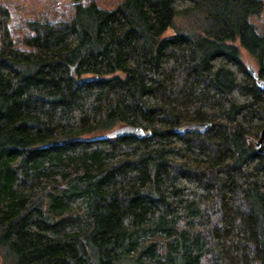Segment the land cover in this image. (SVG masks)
<instances>
[{"label":"trees","instance_id":"1","mask_svg":"<svg viewBox=\"0 0 264 264\" xmlns=\"http://www.w3.org/2000/svg\"><path fill=\"white\" fill-rule=\"evenodd\" d=\"M69 1L0 9L2 264H264V2Z\"/></svg>","mask_w":264,"mask_h":264},{"label":"rangeland","instance_id":"2","mask_svg":"<svg viewBox=\"0 0 264 264\" xmlns=\"http://www.w3.org/2000/svg\"><path fill=\"white\" fill-rule=\"evenodd\" d=\"M91 0H82L83 3H88ZM99 7L104 9H113L121 0H94ZM264 2V0H262ZM71 2L69 0H0V9L6 8L10 14V22L16 19H33L38 14L48 11H61ZM250 21L254 24L256 31L264 36V11L259 17H251ZM167 32L166 35H169ZM240 57L244 63L248 64L252 70L257 68V63L245 51L240 52ZM0 264L2 258L0 256Z\"/></svg>","mask_w":264,"mask_h":264},{"label":"water","instance_id":"3","mask_svg":"<svg viewBox=\"0 0 264 264\" xmlns=\"http://www.w3.org/2000/svg\"><path fill=\"white\" fill-rule=\"evenodd\" d=\"M250 73L254 78L256 74L252 69H249ZM257 84L264 89V81H258ZM211 125L209 123H196L189 124L186 126L187 131L194 133H204L207 131ZM180 130V129H179ZM151 135L150 131H143L140 128H131V127H120L112 132L105 134L103 137L106 138H115L119 136H131L136 138L149 137ZM255 151L264 156V129L260 132L259 138L256 140H251Z\"/></svg>","mask_w":264,"mask_h":264}]
</instances>
